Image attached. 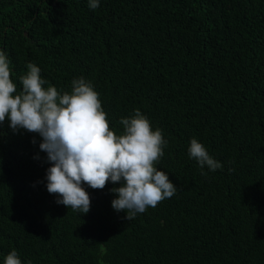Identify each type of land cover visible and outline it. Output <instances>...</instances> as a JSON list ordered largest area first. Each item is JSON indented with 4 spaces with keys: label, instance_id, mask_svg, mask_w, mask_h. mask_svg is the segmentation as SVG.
<instances>
[{
    "label": "trees",
    "instance_id": "1",
    "mask_svg": "<svg viewBox=\"0 0 264 264\" xmlns=\"http://www.w3.org/2000/svg\"><path fill=\"white\" fill-rule=\"evenodd\" d=\"M0 50L18 91L28 63L58 90L90 81L117 134L140 110L177 189L129 221L112 183L73 212L46 190L41 137L5 120L0 264H264V0H0ZM192 138L223 168L201 175Z\"/></svg>",
    "mask_w": 264,
    "mask_h": 264
},
{
    "label": "clouds",
    "instance_id": "2",
    "mask_svg": "<svg viewBox=\"0 0 264 264\" xmlns=\"http://www.w3.org/2000/svg\"><path fill=\"white\" fill-rule=\"evenodd\" d=\"M99 4L100 0H88L92 10ZM10 63L0 50V125L7 120L13 133L25 131L41 137L39 149L50 164L45 187L57 197L55 203L86 214L91 207L86 188L103 190L108 183L118 184L109 190L115 194L111 207L125 213L129 221L176 194V185L156 167L168 141L161 129L153 130L140 110L119 120L122 131L117 134L110 130L99 93L90 81L75 78L70 91L58 90L41 77L38 66L28 63L27 72L19 77L18 91L10 78ZM187 151L201 175H207L205 167L209 171L223 168L196 138L190 140ZM3 264L22 262L12 250Z\"/></svg>",
    "mask_w": 264,
    "mask_h": 264
}]
</instances>
